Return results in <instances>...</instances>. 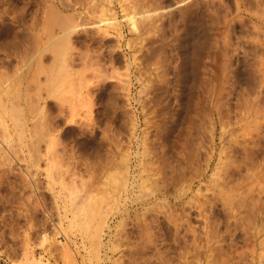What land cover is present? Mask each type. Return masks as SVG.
Wrapping results in <instances>:
<instances>
[{"label":"rangeland","instance_id":"obj_1","mask_svg":"<svg viewBox=\"0 0 264 264\" xmlns=\"http://www.w3.org/2000/svg\"><path fill=\"white\" fill-rule=\"evenodd\" d=\"M51 1L0 0V15L2 16L0 18L6 21V23L4 22L5 25H8L6 26L8 29L6 28L7 30L4 33H0V41H2L1 36L4 35L3 39L8 47H6V44L3 45L5 47L2 51L0 49V54L3 56L9 54L10 57L7 60L10 64L13 63V65H10L12 68L21 63L19 62L21 61L20 58L17 59L19 53L23 54L28 49L27 53L25 52L27 55L24 53L27 57L23 54L25 61L29 57L35 56L36 53L34 52V54L30 50L36 51L34 44L43 37L42 32L39 30H43L40 24L44 26V21L40 24L39 21L42 18V20L46 19V16L53 12L48 9L55 6L56 12L59 9L58 13L68 16L74 15L73 17L80 13V21H84L83 18L86 15L80 7L81 2L83 3L84 0H81V2H79L80 0H69V4L65 3L66 0ZM234 2L235 0H224L223 5L212 7V10L210 9L211 13H209V10L206 13L207 9L203 10L207 23H211V17H220L223 14L224 16L221 15L219 18V25L222 27L221 30L227 31L228 42L232 40L231 42L234 43L233 48L238 40L243 45L242 49L246 47L248 52V59L246 58L248 63H241L239 66L244 71L243 76L231 78L227 83L226 91L222 89V77L215 81V85L217 84L220 88L217 97L211 98L207 92L210 82L200 83V76H205V73H203L205 69L202 64L199 67V72L201 71L202 74L198 73L199 80L195 81V89L198 90L201 86L204 93L201 96L198 93L185 95L177 91L179 82L175 80L176 67L174 65L179 60V56L173 44L176 41V32L173 31L172 25L168 24V16L166 15L163 20L165 25L161 29L151 31L152 33L147 32L144 38L142 35L140 39L136 38V34L130 32L128 26L123 24L125 36L120 43L123 48H125L124 45L128 39L133 40L134 37L135 40L132 43L135 45L136 41L140 43L143 38L142 43L139 45H142L141 50L144 49L137 53L152 57L141 64L145 67L142 66V70H149L148 72L142 71V74L145 72L143 74L145 77H152V82L150 81L147 84L148 88L143 89L144 93L143 91L138 93L136 91L138 86L134 85L132 92L127 97L123 94L115 93V95L111 91L113 90L112 86L105 83L95 95L93 112L83 111L77 113L74 117L76 118L75 122L70 120L71 116L70 119L66 118L71 114L68 110L63 111L64 113L58 111L56 105H54L55 100L51 97L50 108L41 117L44 119V124L43 119H41V122L43 126L47 125L45 122L48 118L47 123L49 125H55L56 123L58 127H55L58 130L56 129L55 132L59 136V141L76 147H73V153L70 151L64 153V161L78 159L89 163V173L94 175L90 174V176L88 172V174L85 172L84 177L87 183L91 184L90 186L88 183L87 186L91 188L95 186L96 188H92L94 190L91 192L95 195L99 193L100 196L101 188H105L103 175L107 172L106 170L111 169L110 166L107 167L109 165H106L107 161L111 157L110 162L113 159V161L123 160L127 155L134 165L142 159L146 161L148 168L150 167L149 171L152 179L150 189L152 192L149 191L152 200L149 204L143 203V205L142 198L138 200L139 203L141 202L140 204L138 201L132 203L126 198L123 203L126 206L122 204L118 208V205H116L117 209L116 206H113L107 213L106 223L99 236L101 238H97V245L95 244L92 251V245L89 247L92 239L88 234L82 235L84 231H81L82 228L73 220L72 212L65 211L68 218L63 214L60 199L56 200L54 197L56 191L53 190L57 188L51 189L53 193L51 192L45 175L35 173L30 168V170L27 169V172L28 162L23 159L22 162H19V159L17 160L13 156H9L10 159L7 158L11 160V157H13L11 162L7 159H0V198L2 197L0 199V264H88L90 258V263L94 261L96 264H264V191H262L264 190L262 189L264 187L262 185L264 183V177H262L264 176L262 175L264 174V111H262L264 110V77L258 71L260 68L259 60L264 59V55L255 52L252 37L257 34L256 32H261V37H264V27H262L264 25L261 27L258 25L257 27L249 17L250 12H255L254 3L247 4L250 5V10L247 11L249 14L239 13L240 18H238L237 13L234 11ZM48 3L53 4H50L48 8ZM114 5L119 15H121L117 0L114 1ZM176 5L178 4H173L171 7L174 8ZM169 9L167 7L159 11L164 12L166 10L165 12H167ZM260 10L264 13V10ZM44 12L50 13L45 15ZM258 12L260 13V11ZM43 14L45 17H43ZM79 16H76V18L78 19ZM236 16L237 18H235ZM84 19L86 20L87 17ZM224 19L229 20V23L231 22L229 26L226 27ZM215 21L217 20L215 19ZM33 22L34 25L40 28L38 31L42 36L35 31L38 29L36 26L31 27ZM252 24L254 25L252 26ZM211 26V24L208 25V28H211ZM87 30L89 31L79 29L77 34L74 33V36L85 37L94 34L91 27H88ZM211 30L208 29L209 33H214V29ZM34 32H37L38 40L35 36H32L35 35ZM45 34L44 31V38L46 37ZM211 34L208 35L209 38H207L208 41L205 44L206 47H204L206 51L209 50L211 45L214 46L213 44L216 42L214 40L215 35L212 34L213 37ZM153 35L160 38L156 41ZM174 37L175 39H172ZM115 39L114 35L105 37L106 41L114 44L116 43ZM222 40L224 39L222 38ZM244 40L246 41L243 42ZM218 41L221 43L219 39ZM31 44L33 48L35 46V49L32 48ZM137 44L135 46L138 49L140 46ZM116 49L121 54L122 47H116ZM29 52L33 53L34 56ZM46 55L50 59V53L48 52ZM19 57H22V55H19ZM153 57L155 58L153 59ZM21 59L24 61L23 58ZM48 60L46 61L48 62ZM12 68L11 70L14 69ZM154 72H159V75L156 76L157 79H154ZM157 85L159 91L152 92L151 87ZM160 87L163 89L161 90ZM248 104L249 106L252 104L251 108L248 107ZM84 112L87 114H83ZM78 115H81V117ZM49 125L47 126L49 127ZM252 149H254L253 152ZM75 156H77V159L73 158ZM106 159L108 160L106 161ZM221 159L222 161H220ZM225 163L229 165L228 168ZM83 167L84 164L82 163ZM101 173L102 175H100ZM218 180L221 187L216 184V182L219 183ZM227 188H230L231 191ZM97 189L98 193L95 192ZM163 193L165 195H162ZM35 201L36 203H34ZM126 207L128 210H126ZM55 208L58 210L55 211ZM56 212L58 213L56 214ZM144 224L147 225V229L143 228V231L140 226L143 225L141 227H144ZM67 236L68 238H66ZM55 239L58 241H55ZM63 239L67 243L66 246H64L66 243ZM58 243L59 249L56 247ZM66 249L69 250L70 254H67L68 250ZM96 259L97 262H95Z\"/></svg>","mask_w":264,"mask_h":264},{"label":"bare ground","instance_id":"obj_2","mask_svg":"<svg viewBox=\"0 0 264 264\" xmlns=\"http://www.w3.org/2000/svg\"><path fill=\"white\" fill-rule=\"evenodd\" d=\"M58 1L60 2V0H58ZM66 1H68V2H66ZM66 1H65V3H68V4L70 3L69 0H66ZM114 1L115 0H84L82 3L80 0L79 1V2H81L80 7L84 10L85 13L84 12L83 13L86 15L85 17H87V19L85 20L84 19L85 17L83 18V16H82L84 21H80V16H81L80 13H79L80 16L76 15L78 13L75 14L76 16H79L78 19L76 18V16L73 17L74 15L73 16L62 15V14L58 13L59 9L57 10V12L55 11V9H56L55 6H53L52 9H48L49 5L53 4V3H50V4L48 3L47 9L49 11L52 10L53 12L51 11L52 12L51 14H49L50 12L49 13L46 12L47 15L49 14L48 16H46V19L42 20L43 19L42 18L39 21V24L42 23V21H44V26L43 25L41 26V24H40V27H42L43 30L45 31V33H46L45 38H47V39L44 38V31L39 30L40 28H38L36 25H34V22L31 25L32 28L34 26H36L38 28L37 30H35L38 32V33L36 32L38 35H41V34H39L40 33L39 31H41L43 34V37L42 38L39 37L41 39H39V41H36L33 37L35 36L38 40V37H37L38 35H36L35 32H34L35 35H32V33H31V35L33 36V37L31 36V38H33L36 41V43H35V41L33 40V42L35 43L34 45L36 46V51L35 50L34 51L30 50V51L33 53L35 52L36 53V54L34 53L35 56L33 53L29 52L34 57H29L28 59H26L27 61H25L24 57L27 55L26 51L28 49L26 51H24V53L26 52L25 53L26 55L22 52L25 55L24 57H23V54L19 53V55H22V57H19V55H18L17 59L20 58L21 61H19V62H21V63H20V65L18 64V66L16 65L17 67H15V68L13 67L14 68L13 69L12 66H10V65H13V63L10 64V62L7 60V58L10 57V56H8L9 54L8 55L4 54V56L0 54V159H7V158H9V156H13L17 160L19 159V162H22L21 160L23 159L26 162H28V166L27 167L25 166L27 172H28V170L31 169L32 171L34 170L33 172H35V173H43L47 179V183H48L50 190L57 188L56 190H53V191H56V194L55 195L53 194V195H54L56 200L60 199L59 202L62 204L61 206L63 207V209H62L63 214L64 215L66 214L65 211H69L70 213L72 212L71 214H72L73 220L76 222V224L78 223L77 225H79L82 228V229L81 228H79V229H81V231L83 230L85 232V233L83 232L82 235L88 234V236H90V238L92 239V242L89 245V247L92 245L91 249L95 248L94 247L95 244L97 245V241H98L97 238H99V236L101 235V231H102V229L106 223L107 215H108L107 213L109 210H111L113 208V206L118 205V208H119L126 201V198H128L132 203L134 201H138L139 199L142 198V200H143V201H141L142 204L143 203L149 204V202L152 200V198H150L151 197L150 194L152 192L150 189V186L152 185V179L150 177L151 172L149 171L150 167L148 168V166L146 165V161L144 160L145 161L144 162L142 159L138 160L137 163L134 165L133 162L131 161V159L127 157V155H126L127 158L124 157L123 160L118 159L119 161H117V160L113 161L114 160L113 159L112 162H110L112 157L109 161H107L108 159H106L107 164L104 163L106 161H104L102 163H104L106 165L109 164L107 167L110 166L111 169H113V168L114 169L113 170L110 169L109 171L106 170L107 172L104 174L105 176L103 175V177H104L103 184L106 186H105V188H101L102 192H101L100 196L98 195L99 194L98 189H97V191H95L98 194L95 195L93 192H91L92 190H94L92 188H95V186L92 188L87 186V184L89 182L87 183V180H85V177H84L85 172L86 173L90 172V169L88 167L89 163L82 162V161L78 160L77 156L73 157V158L77 159L75 161H68V160L64 161L63 160V158L65 157L64 153H66V152L69 153L68 151L72 152L74 150L73 149L74 145L69 146V145H67L68 143L66 144L62 141H59V139H58L59 136L55 132L57 129L55 126H57V125L55 123V125L50 124L51 125L50 126L49 123H47L48 122L47 117H46L47 121L45 120L46 121L45 123L47 125H49V127L47 125L43 126L44 119L41 117L50 108L51 97L54 98V100H55L54 105H56L58 111L63 112V111L68 110L71 114H69V112H68L69 116L68 117H66L67 115L66 116L64 115V116L68 119H70L69 117L71 116L70 120L71 121L74 120V122H75L76 118H74V117L76 116L77 113H80L83 111L91 112L93 110V107L95 105V95L100 90L101 86L104 85L105 83L112 86L113 90H111V91L113 94H115V93L116 94H123L124 96L127 97L132 92V89H133L132 87L134 85L136 87L138 86V89L136 91L138 93H141L143 91V89L145 90L146 88H148L147 84H149V82L152 80L151 76H150L151 78H148V77H145L143 75L145 72L142 74V71H146V69L142 70L143 65H141V64L143 61H147L149 58L151 59L152 57L147 55V53H146L147 56H144V55L142 56V55H140V53H137L138 51L141 52L144 49L143 48L141 50L142 45H139V44L142 43L141 41L143 40L145 33L151 32V31H153V32L157 31L165 25L163 20H164V17H166V16H168L167 17L168 24L172 25L171 27L174 29L173 31L176 32V41L173 44L175 45V48L178 52L177 55L179 56V58H178L179 60H177V63L174 65L176 67V71H175L174 76H175V80L179 82L178 88H177L178 92L185 94V95H188V94L191 95L192 93H198L200 96L204 93V90L201 89V86H199L198 90L195 89L196 88L195 87V81L199 80L198 73H201V71L199 72V67L202 64L204 66L203 68L205 69V72H203V73H205L204 74L205 76H200V83H204L206 81H208V83L210 82V84H208V87H207V92L211 98H215V97H217V93L220 92V88L218 87L217 84L215 85V81L221 79V77H222V80H223L222 89L226 91L227 83L231 80V78H233L234 76L236 78L243 76L244 71L240 69V67H239L240 64L241 63L242 64L248 63L246 60L247 55H248L246 47H245V49L244 48L242 49V46H243L242 43L237 40L236 41L237 43H235L236 45L232 48L234 43L231 42L232 40L230 42H228L227 38H229V37H227V31L221 30L222 27H221V25H219L220 24L219 18L223 14H221L220 17L214 16L217 21H215L214 17H211L212 19L210 18L211 23H209V22L207 23V21H206L207 18L205 17L206 15H205V12L203 10L207 9L206 13H208V10H209V13H211L210 9L216 5H219V6L223 5L224 0H175V1H172V0H167V1L166 0H117V3L120 7L119 9L122 13L121 15H119V13L117 12L116 7L114 5ZM46 2H48V1H46ZM234 3H235V10L234 11L237 13L238 18H240L239 13L249 14V13H247V11L249 12L251 3L252 4L254 3L253 5L255 6V12L254 13L250 12L249 17H251V19L254 21V23L256 24L257 27H258V25H259V27L264 25V13H262L260 10V9L264 10V0H235ZM68 4H67V6H68ZM173 4H178V5H176V7L173 8V7H171ZM247 4H250V5H247ZM62 5L64 6V4H62ZM72 6H73V4H72ZM167 7L170 8L167 12H165L167 9L164 12L159 11L160 9L163 10L164 8H167ZM227 7H229V6H227ZM219 9H220V7H219ZM229 9H231V8H229ZM224 11H226V10H224ZM251 11H252V9H251ZM258 11H260V13ZM74 12H76V11H74ZM46 13H45V15H46ZM203 13H204V15H203ZM211 16H212V14H211ZM223 16H222V18H223ZM237 16L235 18H237ZM16 17H18V16H16ZM43 17H45L44 14H43ZM120 17H121V19H120ZM226 17H227V15H226ZM213 19H214V21H213ZM20 20H22V19H20ZM221 20H223V19H221ZM230 21H232V20H230ZM4 22L6 23V21H4L2 18H0V30H1L0 33H4L8 29L6 27L8 25H5ZM178 23H180V24H178ZM224 23L227 27V26H229V24L231 22L229 23V20L224 19ZM123 24L128 26L130 32H133L136 34L135 35L136 38L140 39L141 36L143 35L142 36L143 38L140 41V43H138V41H136L138 43V44L137 43L136 44L140 46V47H138V49L135 46L136 44L133 45V43H132L133 40H135L134 37H133V40L127 38L128 40L126 41V43L124 45L125 48H123V45L120 44L122 41V38H124V36H125ZM210 24L212 25L211 26L212 30H211V28H208V25H210ZM253 25L254 24H252V26ZM88 27L89 28L91 27L93 29L92 31H94V34H92V35L90 34L89 36H87L85 34L87 37L86 36L85 37L76 36V35L74 36V33L76 32V34H77L79 29H81L82 31L83 30L89 31V30H87ZM262 27H264V26H262ZM208 29H210L211 31H213V29H214V31H213L214 33H212V34L215 35L216 39L214 38V40H216V42L213 41V42H215L213 44L214 46L211 45V47H209V50L207 49V51H206L205 50L206 48H204V47H206L205 44H207V41H208L207 38H209L208 35L211 34V33H209ZM256 33L257 34H255V36H252L253 42H254L253 44H255V45H253V47H254V49H256L255 50L256 53H261V55H264V37H261V34H262L261 32H260L261 34L259 32H256ZM212 34H211V36H213ZM108 35H114L116 37V39H115L116 43L115 44L105 40V37H107ZM3 36L4 35L1 36L2 41H0V44L2 46L6 44V42L3 39L4 38ZM228 36H229V34H228ZM159 38L155 37L154 39H156V41H157V39H159ZM222 38L224 40H222ZM139 39H136V40H139ZM172 39H175V37ZM218 39L220 40L221 43H219ZM245 41L246 40H244L243 42H245ZM163 43H165V42L163 41ZM159 44H158V46H160ZM19 45H20V43H19ZM28 46H29V43H28ZM31 46H32V44H31ZM35 46H34V48L32 46V48L35 49ZM1 47H0V49L2 51V49L5 46H3L2 48ZM6 47H8L7 44H6ZM116 47H119V48L122 47V50L120 51L121 54H119V51L116 49ZM17 48H19V47H17ZM151 49L154 50V48H152V47H151ZM171 49H173V48H171ZM5 51L7 52L6 48H5ZM18 51H20V50H18ZM6 52H4V53H6ZM48 52L51 55L50 59H49L48 55H46V53H48ZM28 55L31 56L30 54H28ZM21 58H23L24 61H22ZM139 58H140V60H139ZM154 58L155 57H153V59ZM46 60H48V62ZM259 61H260L259 62L260 68L258 71L261 72L262 77H264V70H262V69H264V59H260ZM19 62H17V63H19ZM236 64H238V66H236ZM11 68L13 70H11ZM172 70H173V68H172ZM148 71H146V72H148ZM158 73L154 74L155 75V78L153 77L154 79H157L156 76L159 75ZM159 77H161V76H159ZM150 84H152V83H150ZM153 85H155V84H153ZM158 85L151 87L152 92H157V90L159 91ZM162 89L163 88H161V90ZM143 93H144V91H143ZM126 101H128V100H126ZM245 103H248V102H245ZM251 105L252 104H250V106H249V104H248V107L251 108ZM246 107H247V105H246ZM253 107H254V105H253ZM247 110H250V109H247ZM262 111H264V110H262ZM86 112H84L83 114H87ZM246 114H247V112H246ZM61 116H63V115H61ZM78 116L81 117V115H78ZM254 118H256V117H254ZM41 119H43L42 120L43 124L41 122ZM65 119H63V120H65ZM68 119H66V120H68ZM244 120H245V118H244ZM255 120H257V119H255ZM53 122H52V124H53ZM75 125H76V123H75ZM252 141H253V139H252ZM74 148H76V147H74ZM246 149H247V147H246ZM253 151H254V149H252V152ZM102 152H103V150H102ZM248 154H249V152H248ZM250 154H251V152H250ZM13 157H11V160ZM67 158H68V155H67ZM78 158H79V156H78ZM117 158H119V157H117ZM7 160H6V162H8V161L11 162V160H8V161ZM3 161H5V160H3ZM220 161H222V159ZM223 161H224V159H223ZM82 163L84 164L83 168H82ZM21 165H22V163H21ZM133 165H134V167H133ZM227 166H229V165L226 164V167ZM25 167H23V168H25ZM216 167H217V165H216ZM90 168H91V166H90ZM100 168H101V166H100ZM93 170H94V168H93ZM32 171H30V172H32ZM134 172H136V173H134ZM226 173H228V172H226ZM90 174L91 173H89L88 175H90ZM100 175H102V173ZM262 175H264V174H262ZM33 176H35V175H33ZM262 177H264V176H262ZM32 180H33V178H32ZM257 181H258V179H257ZM27 182H29V181H27ZM216 184H219V187H221L220 181H219V183L216 182ZM262 185H264V183H262ZM90 186H91V184H90ZM254 186H256V185H254ZM233 188H235V187L233 186ZM9 189H11V188H9ZM222 189H224V188H222ZM227 189H229L231 191L230 188H227ZM262 189H264V187H262ZM52 190H51V192H52ZM262 191H264V190H262ZM226 192H227V190H226ZM162 195H165V194L163 193ZM232 195H233V193H232ZM232 195H231V197L234 196V195L233 196ZM22 196H24V195H22ZM54 200H51V201H54ZM34 203H36V201ZM138 203H139V201H138ZM244 203L246 204V202H244ZM23 204H25V203H23ZM242 204H243V202H242ZM124 205L126 206V204H123V206ZM25 206H27V205H25ZM228 206H229V204H228ZM57 207H59V206L57 205ZM56 209L57 208H55V211L58 210V209L57 210ZM116 209H117V206H116ZM126 210H128L127 207H126ZM57 213L58 212H56V214ZM65 216L67 217V215H65ZM70 219H71V217H70ZM71 221H72V219H71ZM123 223H124V221H123ZM146 224H144V227H141V226H143V225H141L140 229L144 231L143 228H145V230H146L147 225H149V224H147V225ZM108 226L109 225L107 223V227ZM71 227L73 228V226H71ZM74 228L76 229V227H74ZM77 228H78V226H77ZM78 231H80V230H78ZM49 233H51V232H49ZM145 233H146V231H145ZM148 234H149V232H148ZM65 235H66V233H65ZM66 238H68V236ZM83 238H84V236H83ZM48 239H49V237H48ZM55 241H58V240L55 239ZM62 241H60V242H62ZM64 242H65V240H64ZM64 242H62V243H64ZM52 245H54V244H52ZM57 245L59 246V243ZM66 245H67V243L64 246H66ZM58 246H56L57 249L60 248V246L59 247ZM115 246L117 247V245H115ZM48 247H50V246H48ZM61 249H62V247H61ZM91 249H89V250L91 251ZM66 250H68V249H66ZM53 251H54V249H53ZM92 251H93V249H92ZM64 252H66V251H64ZM184 253H186V252H184ZM67 254H70L69 250H68ZM62 255H64V254L62 253ZM80 256H82V255L80 254ZM93 256H94V253H93ZM69 257L71 258L70 255H69ZM94 258H96V257H94ZM71 260H73V259H71ZM89 260H88V262H89L88 264L94 263V261H93V263L92 262L90 263L91 260L90 261ZM95 262H97V259ZM84 264H87V263H84ZM94 264H96V263H94Z\"/></svg>","mask_w":264,"mask_h":264}]
</instances>
